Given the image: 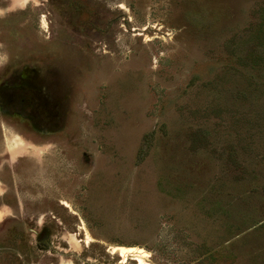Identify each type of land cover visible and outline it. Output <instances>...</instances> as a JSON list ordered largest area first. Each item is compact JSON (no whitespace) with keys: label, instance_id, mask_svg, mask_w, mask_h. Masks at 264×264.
<instances>
[{"label":"rangeland","instance_id":"1","mask_svg":"<svg viewBox=\"0 0 264 264\" xmlns=\"http://www.w3.org/2000/svg\"><path fill=\"white\" fill-rule=\"evenodd\" d=\"M0 207V264H264V0H0Z\"/></svg>","mask_w":264,"mask_h":264},{"label":"crops","instance_id":"2","mask_svg":"<svg viewBox=\"0 0 264 264\" xmlns=\"http://www.w3.org/2000/svg\"><path fill=\"white\" fill-rule=\"evenodd\" d=\"M7 210H5V207H0V217L3 213H5Z\"/></svg>","mask_w":264,"mask_h":264},{"label":"bare ground","instance_id":"3","mask_svg":"<svg viewBox=\"0 0 264 264\" xmlns=\"http://www.w3.org/2000/svg\"><path fill=\"white\" fill-rule=\"evenodd\" d=\"M136 249V248H135ZM138 249V248H137ZM128 251H133L134 250V248L133 247H129L128 249H127ZM142 250V249H141ZM137 252V251H136ZM120 253V252H119ZM124 254H126V253H124Z\"/></svg>","mask_w":264,"mask_h":264}]
</instances>
